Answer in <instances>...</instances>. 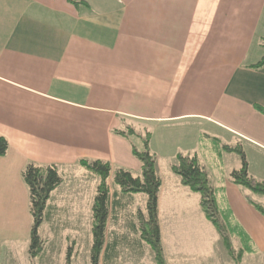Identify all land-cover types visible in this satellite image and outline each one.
I'll list each match as a JSON object with an SVG mask.
<instances>
[{"label": "crops", "instance_id": "1", "mask_svg": "<svg viewBox=\"0 0 264 264\" xmlns=\"http://www.w3.org/2000/svg\"><path fill=\"white\" fill-rule=\"evenodd\" d=\"M263 56L264 0H0V135L9 143L0 156V239L31 240L23 176L31 163L57 166L62 182L51 192L47 215L62 212L70 225L80 223L81 216L70 218L74 211L85 217L86 193L100 183L82 161L111 163L110 178L120 167L140 174L129 134L134 123L193 125L224 151L235 141L245 144L250 174L264 181V114L257 108H264V65L255 66ZM184 153L172 157L198 156ZM156 155L165 263L193 264L187 259L199 257V249L208 255L225 247L222 235L206 214L199 219L198 193L182 185L175 161L164 169ZM235 165L240 169L242 160ZM115 185L107 222L112 238L101 264H119L120 242L142 232L136 220L148 217L147 196L143 205L121 201L141 193ZM244 188L228 183L225 225L232 242L251 241L250 251L263 253L264 213L255 203L264 209V196L255 193L253 203ZM168 192L187 201L168 202ZM124 220L127 227L114 228ZM194 240L196 251L188 253ZM246 249L240 246L235 259L226 248L227 261L242 264ZM143 258L158 264L152 248Z\"/></svg>", "mask_w": 264, "mask_h": 264}, {"label": "rangeland", "instance_id": "2", "mask_svg": "<svg viewBox=\"0 0 264 264\" xmlns=\"http://www.w3.org/2000/svg\"><path fill=\"white\" fill-rule=\"evenodd\" d=\"M185 125L186 124L180 123L171 126L150 127L144 126V124L134 123L131 125L133 132L130 134V136L132 142L140 151H144L146 149V141L149 140V150L155 155L157 152L160 165L163 166L164 169H167L168 162H170V160L175 161V158L172 157V154L174 152H187L188 154H191L193 152L197 153L202 162V165L207 170L210 176V182L215 188V196L217 199L218 207L221 210L222 214H225V220L227 221L229 220V215L223 209L224 207H226V198L224 191H226L229 182L233 183L231 172L236 166V161L238 162L242 159L236 151H224L221 143L216 141L215 138L207 137L206 135L202 136L201 134L204 133H202L201 130L196 131L193 130V125H190L189 128ZM124 129L127 130L126 127H124ZM196 132L200 133V138L195 135ZM148 133H151V135L148 136ZM226 142V139L222 140V143ZM232 144H235L234 146H238L236 141ZM241 146L245 154L246 152H248V154L251 156L248 146L245 144H241ZM220 150H222L223 152V158L220 155ZM90 180L91 179H88V184ZM108 183L112 195L114 193L116 183L114 182L113 178H109ZM244 189L252 196L251 198L253 202H255V200H257V196H255V193H253L246 187ZM96 194L97 191L94 192V189H88L86 193V200L90 205L88 208H86L87 211L85 217H82V211L80 210L74 211V214L70 216L71 219L76 220H78L79 216H81L80 223L78 224L76 221L75 225L67 224L70 219L69 217L63 216L62 212L58 214L55 213V215L52 216H48L47 202L44 211L43 222L38 228L41 240L40 248L38 249V251L33 252L31 250V240L6 242L0 239V264H93V226L95 221L92 206L94 205ZM125 195L126 194H124V196ZM144 195L145 194L141 193L136 199H123L122 197L121 201L135 202L143 205L145 200L142 197L146 196ZM196 195L197 201H201V196L199 194ZM178 196L179 195L177 194L168 192L166 194V201H187L183 198L181 199ZM125 213L127 212L123 210L122 216H125L127 218L128 215H125ZM204 215V211L200 208L199 219L201 220V217H204ZM137 217H142V215L139 214ZM147 219L148 217L145 219L140 218L139 220H136L137 227H139L142 232L140 231L139 233H135V235L129 236V238L125 236V238L120 242L119 248H117L118 254L120 256L118 258L119 264H143V261H145V259L143 258L145 252L148 251V249L152 248L144 237V228L147 227L145 221ZM127 221L128 220H124L121 226H119L120 224L117 223L116 225H114V228L117 229L122 227L124 229L128 225ZM109 234L110 231H108L106 228L104 247L108 245L112 238ZM244 242L245 243H238L236 241H233L234 247L237 249L236 253L239 252L238 249L240 248V246H246L247 248L245 256L242 260V264H264V252L252 253L250 249L252 248L253 243H251V241ZM196 243L197 241L195 242V240L189 241V243H187L188 246L193 244V249L188 251V253L196 251ZM149 246L151 248H149ZM199 251V257L188 258L187 260H195L193 264H234L232 258L231 262L227 261V250L224 246L221 248H217L215 252L209 253L208 255L204 254L203 248L199 249ZM130 252H132L133 254ZM128 254L130 255L129 257ZM100 260L101 258H99V261ZM99 264H101V262Z\"/></svg>", "mask_w": 264, "mask_h": 264}, {"label": "trees", "instance_id": "3", "mask_svg": "<svg viewBox=\"0 0 264 264\" xmlns=\"http://www.w3.org/2000/svg\"><path fill=\"white\" fill-rule=\"evenodd\" d=\"M262 65H264V56L255 66L259 67ZM257 108L264 114L263 107L258 106ZM132 132L133 129H130L129 134ZM122 133L126 134L124 131ZM150 135L151 133H148V136ZM148 143L149 140L146 141V149L144 151L138 150L133 145V152L142 163V172L137 175L131 170L120 167L113 171V179L123 192L129 194L143 193L148 197V219L145 221L147 227L144 228V237L153 248L158 264H166L158 219V201L162 179L157 170L156 155L149 150ZM224 148L227 151H236L242 159V167L231 172L233 182L264 196V181H259L250 174L248 161L242 146L225 145ZM8 149L9 143L7 139L0 135V156L5 155ZM81 163L101 177L93 205L95 223L93 226L92 263L99 264V258L104 249L107 222L110 214L111 191L108 180L112 173V165L109 162L100 160L82 161ZM171 168L180 177L182 185L188 187L192 192L200 194L201 204L207 218L221 233L225 247L237 259L229 230L225 225L226 220H224L223 214L218 207L215 188L211 184L209 174L200 163L198 156L179 154ZM23 176L30 188L31 212L34 218V225L31 231V250L36 252L40 248L41 243L38 228L43 222L44 211L51 192L62 182V175L56 165L41 167L31 163L25 169ZM251 202L253 201L251 200ZM255 205L264 213V209L260 205L256 203Z\"/></svg>", "mask_w": 264, "mask_h": 264}]
</instances>
